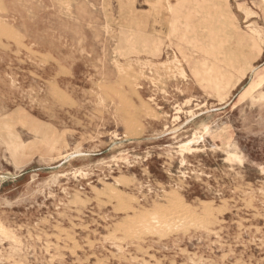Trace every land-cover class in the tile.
<instances>
[{"label":"rangeland","instance_id":"obj_1","mask_svg":"<svg viewBox=\"0 0 264 264\" xmlns=\"http://www.w3.org/2000/svg\"><path fill=\"white\" fill-rule=\"evenodd\" d=\"M261 77L263 0H0V264H264Z\"/></svg>","mask_w":264,"mask_h":264},{"label":"bare ground","instance_id":"obj_2","mask_svg":"<svg viewBox=\"0 0 264 264\" xmlns=\"http://www.w3.org/2000/svg\"><path fill=\"white\" fill-rule=\"evenodd\" d=\"M263 2H264V0H263ZM172 9V7L171 6H169V10H171ZM176 22V21H175ZM174 30V29H173ZM218 51V50H217ZM227 56V55H226ZM225 57V56H224ZM223 57V58H224ZM228 63H229V60H228ZM230 63H231V61H230ZM213 68V67H212ZM169 73V72H168ZM224 72H222L220 75H222ZM264 84V77L262 78H260V79H258L256 82H255V86L253 87V89H258L259 87H261L262 85ZM260 97L261 98H264V93H261L260 94ZM64 99V98H63ZM66 100V99H65ZM67 100H71V99H67ZM122 110V109H121ZM122 112V111H121ZM204 121V120H203ZM202 121V122H203ZM202 124L203 123H201V125H199V126H202ZM202 128V127H201ZM176 129V128H175ZM198 129V128H197ZM200 131L201 132H199V133H195L194 135H193V137L190 139V140H188V141H186V142H184V143H182V144H180L179 145V149H180V151L181 152H184V151H190V150H192V148H193V144L194 143H196V142H198L199 140H204V137H205V135H208V134H210V129L208 128V127H203V129L201 130L200 129ZM134 133V132H133ZM10 134V133H9ZM7 137V136H6ZM2 139V138H1ZM7 140V139H6ZM57 148H55L54 146L53 147H51L50 148V152H53V151H55ZM10 150H11V153H12V155H13V158H14V161H15V164H17L18 166H20L21 165V163H23L24 162V160H25V158L28 156V154H29V149L27 150L25 147H23L21 144H16V143H13V144H11L10 145ZM56 152H58L62 157H75V156H77V155H81L82 153H81V151L79 150V149H76V150H74L73 152H70V153H67L66 155H64L63 153H61V152H59L58 150H56ZM182 154H184V153H181V155ZM230 155V157H232V158H236V159H240V157L237 155V154H229ZM228 155V156H229ZM183 157V156H182ZM226 159V158H225ZM229 163V162H228ZM184 164V163H183ZM180 171V170H179ZM184 173V172H183ZM88 182V181H87ZM113 193H115V191L113 192ZM113 195V194H112ZM128 196V195H127ZM81 201V200H80ZM121 202V201H120ZM130 202V201H129ZM119 203V202H118ZM134 203V202H133ZM81 204V203H80ZM120 204V203H119ZM125 205V204H124ZM119 207V206H118ZM126 207H128V206H126ZM128 209V208H127ZM116 210V209H115ZM122 210H125V209H122ZM119 211V210H118ZM205 214V213H204ZM170 216V215H169ZM162 217V216H161ZM129 218V217H128ZM148 218H150L149 220H151V222H147V225H148V223L150 224H152V226H154V227H161V229H162V226H163V223H164V221H162L163 219H161L160 217H159V215H158V213H155V214H153V213H151L150 214V216L148 217ZM163 218V217H162ZM173 218V217H172ZM171 218V219H172ZM205 219H206V217H204ZM130 219V218H129ZM167 219V218H166ZM168 219H170V218H168ZM170 219V220H171ZM145 220V219H144ZM166 221V220H165ZM175 220H173V222H174ZM170 222H172V221H170ZM167 223V222H166ZM188 223H190V222H188ZM204 223V222H203ZM122 224V223H121ZM170 223H168V225H169ZM185 224H187V222L185 223ZM193 224H195V222L193 223ZM197 224V223H196ZM167 225V224H166ZM179 225V224H178ZM178 225H176V226H178ZM125 226V225H124ZM128 226H130V225H128ZM149 226V225H148ZM165 226V225H164ZM172 226H175V225H172L171 224V227ZM195 226V225H194ZM24 227V226H23ZM167 227H170V226H167ZM178 227H180V226H178ZM196 228H199L198 226H195ZM129 228V227H128ZM131 228H133V227H131ZM130 228V229H131ZM148 228H150V226L148 227ZM153 228V227H152ZM174 228V229H173ZM173 228H170V229H172V230H175V228L176 227H173ZM182 228V227H181ZM134 229V228H133ZM146 229V228H145ZM155 229V228H154ZM154 229H152V231L154 232ZM178 230H179V228H177ZM132 230V229H131ZM144 230V229H143ZM148 230V229H147ZM168 230H169V228H168ZM119 231V230H118ZM158 231H159V229H158ZM158 231L156 230V232H157V234H158ZM163 231H164V229H163ZM167 231V230H166ZM166 231H164L163 233H165ZM170 231V230H169ZM169 231H167L168 233H169ZM133 232V234H134V232H135V234L137 233L136 231H135V229L132 231ZM132 232H131V234H132ZM141 232H143V233H145L144 231H141ZM153 232H151V228H150V233H153ZM167 232H166V234H167ZM127 233V232H126ZM140 233V232H139ZM142 233V234H143ZM146 233H148L149 234V232H147L146 231ZM145 233V234H146ZM174 233V232H173ZM114 234V233H113ZM123 234H125V233H123ZM141 234V233H140ZM47 235V234H46ZM115 235V234H114ZM125 235H128V233L127 234H125ZM138 235V234H137ZM150 235V234H149ZM161 235H163L162 233H161ZM135 236V235H134ZM155 236H156V234H155ZM158 236H160V234H158ZM38 237V236H37ZM55 237V236H54ZM59 237V236H58ZM106 237V236H105ZM129 237V236H128ZM131 237H132V235H131ZM165 237V236H164ZM50 238V237H49ZM110 238V237H109ZM127 238V237H126ZM137 238V237H136ZM139 238H140V236H139ZM162 238V237H161ZM105 239H108V238H105ZM119 240V239H118ZM52 241V240H51ZM120 241H122V240H120ZM46 242H48V241H46ZM73 243V242H72ZM55 244V243H54ZM53 244V245H54ZM58 245V244H57ZM76 246H78V245H76ZM117 246V245H116ZM14 247V246H13ZM38 247V246H37ZM59 247H60V245H59ZM120 247H122V246H120ZM119 247V248H120ZM76 248V247H75ZM116 249H118V247L116 248ZM127 249V248H126ZM10 250V249H9ZM14 250V249H13ZM56 250V249H55ZM72 251V250H71ZM75 251V250H74ZM114 251V250H113ZM55 252V251H54ZM73 252V251H72ZM115 253H116V251H115ZM26 254V253H25ZM32 254H34V253H32ZM4 255V254H3ZM31 255V254H30ZM53 256V255H52ZM151 256V255H150ZM1 258H2V256H1ZM52 259V258H51ZM38 261V260H37ZM40 262V261H39ZM146 263V262H145ZM19 264V263H18ZM148 264V263H147Z\"/></svg>","mask_w":264,"mask_h":264}]
</instances>
